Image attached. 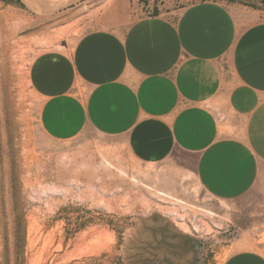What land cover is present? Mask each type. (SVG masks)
<instances>
[{
  "label": "crops",
  "instance_id": "obj_1",
  "mask_svg": "<svg viewBox=\"0 0 264 264\" xmlns=\"http://www.w3.org/2000/svg\"><path fill=\"white\" fill-rule=\"evenodd\" d=\"M19 1L6 8H105L29 66L43 134L90 132L138 164H173L228 208L241 238L220 264H264V14L213 0H166L155 14L130 0Z\"/></svg>",
  "mask_w": 264,
  "mask_h": 264
},
{
  "label": "rangeland",
  "instance_id": "obj_2",
  "mask_svg": "<svg viewBox=\"0 0 264 264\" xmlns=\"http://www.w3.org/2000/svg\"><path fill=\"white\" fill-rule=\"evenodd\" d=\"M130 1L150 13L166 0ZM227 2L264 14V0ZM5 3L21 5L0 0V264H220L241 238L228 208L173 164H138L90 132L56 142L39 126L31 62L70 47L105 8Z\"/></svg>",
  "mask_w": 264,
  "mask_h": 264
},
{
  "label": "bare ground",
  "instance_id": "obj_3",
  "mask_svg": "<svg viewBox=\"0 0 264 264\" xmlns=\"http://www.w3.org/2000/svg\"><path fill=\"white\" fill-rule=\"evenodd\" d=\"M56 1L57 0H39L37 3L47 6V5H52V3H55Z\"/></svg>",
  "mask_w": 264,
  "mask_h": 264
},
{
  "label": "trees",
  "instance_id": "obj_4",
  "mask_svg": "<svg viewBox=\"0 0 264 264\" xmlns=\"http://www.w3.org/2000/svg\"><path fill=\"white\" fill-rule=\"evenodd\" d=\"M202 1H205V0H202ZM213 1H229V2H232L233 0H213ZM157 12V10H153L151 12V14H155Z\"/></svg>",
  "mask_w": 264,
  "mask_h": 264
}]
</instances>
